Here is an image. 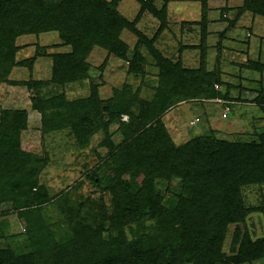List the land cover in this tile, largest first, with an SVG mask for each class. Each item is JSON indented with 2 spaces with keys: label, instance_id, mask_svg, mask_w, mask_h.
I'll use <instances>...</instances> for the list:
<instances>
[{
  "label": "trees",
  "instance_id": "1",
  "mask_svg": "<svg viewBox=\"0 0 264 264\" xmlns=\"http://www.w3.org/2000/svg\"><path fill=\"white\" fill-rule=\"evenodd\" d=\"M118 1L0 0V83L33 93L31 107L41 114L45 134L69 129L78 146L86 148L104 130L101 146L110 150L111 194V208L98 212L93 206L84 214L75 213L66 225L57 220L61 226H51L46 205L56 202L63 217L67 214L63 199L52 200L39 181L47 157L23 148L28 111L2 110L0 216L16 212L30 249L0 248V264H251L264 259V235L253 236L248 227L251 214L259 213L264 220V202L249 205L244 196L245 188L264 185V132L249 142L217 139L206 145L202 136H195L176 144L163 120L169 109L188 100L222 99L228 108L234 101L228 92L215 89L218 73L206 71L203 65L184 68L180 60L172 61L154 46L168 25V4L173 0H160L161 7L157 0H138L142 10L137 21L150 14L159 23L152 38L118 12ZM201 2L197 24L205 38L208 8L206 0ZM236 11L264 18V0H243ZM125 30L137 36L131 59L130 45L121 38ZM49 32H57L62 45L70 47L46 55L52 60L50 79L12 80L14 68L32 71L35 62L17 60L22 48L16 43L18 37ZM96 46L129 62L128 71L136 76H144L147 61L141 50L147 49L157 70L153 98H144L141 87L129 83L102 98L93 82L87 96L69 98L64 91L67 85L92 78L88 58ZM251 67L264 69L259 63ZM123 116L128 120L123 121ZM115 123L122 135L120 144L110 135ZM174 180L180 182V191L166 200L158 185L167 183L170 189ZM6 204L10 210L4 211Z\"/></svg>",
  "mask_w": 264,
  "mask_h": 264
},
{
  "label": "rangeland",
  "instance_id": "2",
  "mask_svg": "<svg viewBox=\"0 0 264 264\" xmlns=\"http://www.w3.org/2000/svg\"><path fill=\"white\" fill-rule=\"evenodd\" d=\"M232 2L235 3V8H240L243 0ZM155 4L161 7L163 3L157 0ZM117 10L129 21L137 22L138 28L146 36L152 38L155 35L159 26L157 19L150 14H144L137 21L142 10V4L138 0H119ZM170 17L172 18V15L167 14V18ZM251 17L255 16L248 11L241 15L237 11L228 12L226 16L224 12L219 11L213 19L217 23L222 21L220 26L214 25L212 34L209 32L205 38L202 36L201 25L197 22L179 24L168 19L167 27L158 36L154 46L172 61L180 60L184 68L200 69L203 65L206 71L218 73L220 83L215 89L222 93L228 92L231 100L237 102L229 105L230 113L228 112L227 117L223 115L221 103L215 101L188 100L176 104L163 116L168 132L176 144H183L195 136H202L206 145L213 144L217 139L249 142L264 132V69L251 67L254 63L264 65V18L259 17L257 20ZM232 21L235 24L232 25ZM121 38L130 45L131 59L137 36L125 30ZM16 43L22 47L17 53V60L33 59L35 62L32 71L28 67L14 68L12 80H49L52 60L46 55L70 50V47L62 45L57 32L23 35L18 37ZM141 51L147 61L144 65L145 73L144 76H136L128 71L129 62L108 55V52L100 47H94L88 58L92 78L67 85L64 91L71 99L85 97L90 93L93 82L99 87L100 96L107 98L114 88H121L124 83H129L135 89L140 86L141 96L152 99L154 85L158 82L157 70L147 49ZM32 96L33 93L25 87L0 83V114L4 109L27 107L30 110L28 130L22 134L23 148L47 157L48 164L41 171L39 181L47 186L52 200L63 199L65 204L67 216L64 217L57 209L56 202L54 205H46L45 214L50 218L48 222L54 228H59L61 225L57 220L66 225V220H72L75 213L84 214L93 206L98 212L111 208L107 175V156L110 150L101 146L105 131L99 130L86 148L78 146L69 134V129L45 134L42 131L41 114L31 107ZM133 110L138 113L139 106L135 105ZM196 118H199V121L191 125V120ZM122 120L127 121L128 116H123ZM117 128L118 123L113 124L110 127V135L115 144H120L122 135ZM93 175H97L100 182L93 180ZM180 185L179 181L174 180L170 184L171 188L167 189V183H160L158 192L164 194L168 200L172 194L179 193ZM244 196L247 204L260 205L264 202V185L245 188ZM3 206L4 211L10 210L9 205ZM96 219L97 216L93 215V220ZM49 223L46 224L50 225ZM248 227L253 236L264 235L262 215L251 214ZM232 230L231 228L230 232ZM24 233V224L17 218L16 212L0 216V248L10 246L18 252L28 251L30 247L25 241ZM229 241L230 237L227 239L228 243ZM251 264H264V259Z\"/></svg>",
  "mask_w": 264,
  "mask_h": 264
},
{
  "label": "crops",
  "instance_id": "3",
  "mask_svg": "<svg viewBox=\"0 0 264 264\" xmlns=\"http://www.w3.org/2000/svg\"><path fill=\"white\" fill-rule=\"evenodd\" d=\"M232 1L233 0H224V3H223V0H206V4H207V8H208V26H207V29H208V33L210 32L209 33L210 35L212 34L213 26L216 24H218L220 26V24L222 22L221 21V22L217 23V22H215V19H213V17H215L216 14L219 13V11L224 12V14L227 15L228 12L233 13L237 10V8H235L236 7L235 3H233ZM185 2H188V3H185ZM193 2L191 0H173V1H171L168 4V16L172 15V18L170 17V19L175 20L173 22H176V21H177V23L179 22V24H182L185 22H198V21H200L201 16H202V2H201V0H193ZM189 3H192V4H189ZM224 10H228V12H226ZM259 17H261V16H258V17L255 16V17H251V18L258 20V19H260ZM254 23H252V24H254ZM235 103H237V102H233L231 104H235ZM226 104H228V103H226ZM221 105H222V107L224 106L223 110L225 112V109H226L225 102L221 103ZM26 110L28 111V115H30V110L27 107H26ZM35 112H38V111H35Z\"/></svg>",
  "mask_w": 264,
  "mask_h": 264
},
{
  "label": "built area",
  "instance_id": "4",
  "mask_svg": "<svg viewBox=\"0 0 264 264\" xmlns=\"http://www.w3.org/2000/svg\"><path fill=\"white\" fill-rule=\"evenodd\" d=\"M216 87H217V86H216ZM213 101H215V102H217V103H224V101H223L222 99H215V100H213ZM228 111H229V108L226 107L225 112L223 113L224 117L227 116V112H228ZM198 121H199V118H196V119H194V120H191V124H195V123H197Z\"/></svg>",
  "mask_w": 264,
  "mask_h": 264
}]
</instances>
